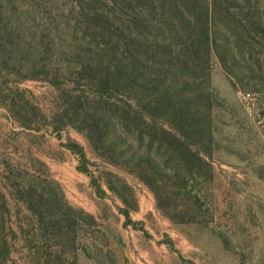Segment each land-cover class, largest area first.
<instances>
[{
	"label": "rangeland",
	"instance_id": "rangeland-1",
	"mask_svg": "<svg viewBox=\"0 0 264 264\" xmlns=\"http://www.w3.org/2000/svg\"><path fill=\"white\" fill-rule=\"evenodd\" d=\"M249 1L263 28L252 29L253 39L236 35L229 42L235 57L227 56L225 64L233 74L211 53V137L193 146L208 166H195L186 185L199 196L193 205L179 195L177 176L190 167L175 147L155 143L150 149L169 171L166 177L153 174L156 198L133 166L102 157L75 128L62 125L68 93L87 90L83 80L75 83L61 65L56 77L40 70L30 78L35 72H13L0 61V264H264V0ZM75 6L76 0H0L3 20L29 53L22 63L39 58L38 67L52 65L49 47L61 52V62L72 60L83 32L73 20ZM224 32L222 41L230 38ZM16 86L44 115L32 118L30 128L7 111ZM84 165L102 186L98 192L79 170ZM109 174L117 177L112 180L122 188L125 205L104 186ZM50 180L61 191L57 203L75 211V232L60 237L51 229L73 220L41 218L33 210L49 207L37 199L27 206L16 192L19 184L45 186Z\"/></svg>",
	"mask_w": 264,
	"mask_h": 264
},
{
	"label": "trees",
	"instance_id": "trees-1",
	"mask_svg": "<svg viewBox=\"0 0 264 264\" xmlns=\"http://www.w3.org/2000/svg\"><path fill=\"white\" fill-rule=\"evenodd\" d=\"M72 14L83 31L72 60L61 62V52L49 47L46 59L51 58L52 65L38 67L39 58L38 63H22L21 56L29 53L0 13L2 64L12 66L13 72H35L30 78H38L35 74H41L40 70L56 77L61 65L75 77V83L83 80L87 90L68 93L66 107L60 111L62 125L75 128L102 157L133 166L156 198L158 183L153 174L166 177L169 171L167 163L163 166L150 149L155 143L171 151L175 147L190 167L177 176L179 195L192 205L199 203V196L185 188L195 166H208L193 146L199 139L211 137V53L227 74H233L225 64L227 56L235 57L229 42L236 35L250 38L252 29L263 28L258 10L249 0H76ZM221 30L230 37L224 36L225 51ZM13 90L16 97L8 99L6 108L23 128H30L35 116L44 118L24 90L17 86ZM143 144L146 151L141 149ZM72 148L87 163L83 149L75 144ZM79 170L97 192L101 190L86 165ZM112 177L117 179L109 174L104 186L125 205L122 188ZM19 185L16 192L21 202L29 206L37 199L42 208L49 207L33 210L39 217L73 220L53 229L49 226L55 236L75 232V211L65 201L57 203L56 192L61 195V191L55 182ZM130 212L127 209L124 216L129 218Z\"/></svg>",
	"mask_w": 264,
	"mask_h": 264
}]
</instances>
